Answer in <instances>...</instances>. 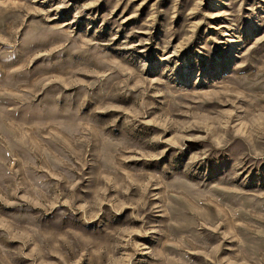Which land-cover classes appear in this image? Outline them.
Instances as JSON below:
<instances>
[{
  "label": "rangeland",
  "instance_id": "rangeland-1",
  "mask_svg": "<svg viewBox=\"0 0 264 264\" xmlns=\"http://www.w3.org/2000/svg\"><path fill=\"white\" fill-rule=\"evenodd\" d=\"M0 264H264V0H0Z\"/></svg>",
  "mask_w": 264,
  "mask_h": 264
}]
</instances>
